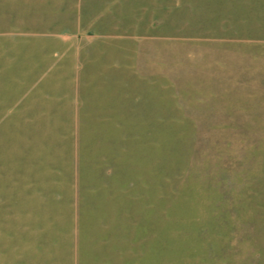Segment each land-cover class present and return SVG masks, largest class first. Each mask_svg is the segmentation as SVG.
Here are the masks:
<instances>
[{"label":"rangeland","instance_id":"rangeland-1","mask_svg":"<svg viewBox=\"0 0 264 264\" xmlns=\"http://www.w3.org/2000/svg\"><path fill=\"white\" fill-rule=\"evenodd\" d=\"M0 264H264V0H0Z\"/></svg>","mask_w":264,"mask_h":264}]
</instances>
